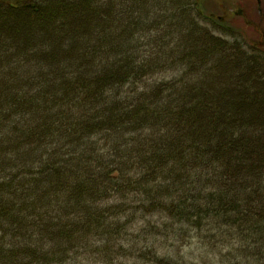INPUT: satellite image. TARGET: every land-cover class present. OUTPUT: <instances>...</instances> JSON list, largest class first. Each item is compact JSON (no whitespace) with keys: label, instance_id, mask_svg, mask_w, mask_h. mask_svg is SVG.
Wrapping results in <instances>:
<instances>
[{"label":"trees","instance_id":"trees-1","mask_svg":"<svg viewBox=\"0 0 264 264\" xmlns=\"http://www.w3.org/2000/svg\"><path fill=\"white\" fill-rule=\"evenodd\" d=\"M210 8L0 0L61 42L0 24V264H196L160 245L221 227L231 264H264V124L216 90V54L244 49Z\"/></svg>","mask_w":264,"mask_h":264},{"label":"rangeland","instance_id":"rangeland-1","mask_svg":"<svg viewBox=\"0 0 264 264\" xmlns=\"http://www.w3.org/2000/svg\"><path fill=\"white\" fill-rule=\"evenodd\" d=\"M219 1L221 6L216 5ZM207 3L214 20L200 18L199 21L223 38L238 39L244 49V52H235V49L230 48L225 53L216 54L218 65H226L228 68L220 78L212 75V78L207 79L212 82L217 79L214 82L216 90L228 97L226 102L229 105L230 99L235 106L241 104L237 110L239 117L264 124V0H207ZM2 23L20 39L35 37L43 40L47 33H51L53 46H61L60 38L53 28L44 27L47 23L40 19L35 21L28 15L1 13ZM77 40L78 37L69 40L62 47V52L70 45L76 46ZM183 233L185 236L172 234L167 243L160 245L161 252L166 251L176 260L196 264H231L233 258H241V242L237 234L233 237L227 227L219 228L220 235L214 239L211 236L204 239L195 231L186 230Z\"/></svg>","mask_w":264,"mask_h":264}]
</instances>
